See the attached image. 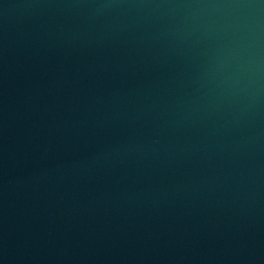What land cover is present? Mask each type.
Wrapping results in <instances>:
<instances>
[{
    "label": "water",
    "instance_id": "95a60500",
    "mask_svg": "<svg viewBox=\"0 0 264 264\" xmlns=\"http://www.w3.org/2000/svg\"><path fill=\"white\" fill-rule=\"evenodd\" d=\"M0 264H264V0H0Z\"/></svg>",
    "mask_w": 264,
    "mask_h": 264
}]
</instances>
